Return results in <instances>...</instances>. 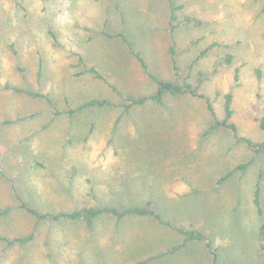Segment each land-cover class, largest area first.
I'll use <instances>...</instances> for the list:
<instances>
[{
    "label": "rangeland",
    "instance_id": "rangeland-1",
    "mask_svg": "<svg viewBox=\"0 0 264 264\" xmlns=\"http://www.w3.org/2000/svg\"><path fill=\"white\" fill-rule=\"evenodd\" d=\"M175 1L181 5L178 17L195 16L202 25L182 23L172 29L167 0H0V210L7 209L0 214V235L34 232L25 245L0 240V264H137L153 246L178 238L149 217L128 215L116 223L102 215L91 227L70 219L36 221L18 207L12 185L40 212L70 211L82 204L144 206L151 199L166 218L199 228L204 212L242 211V233L252 234L258 181L264 210V155L253 157L226 129L204 135L213 117L200 98L168 95L161 104L148 100L126 112L119 105L125 95H149L157 84L122 42L99 34L103 28L123 31L159 79L201 80L199 90L219 119L223 95L230 92L239 135L264 141L259 126L264 116V1ZM213 41L221 45L197 58ZM73 51L96 66L115 90L89 74L75 75L68 57ZM227 54L230 62L216 64ZM94 97L112 104L65 113ZM248 161L245 170L217 184ZM185 260L207 264L208 255L199 242L145 264Z\"/></svg>",
    "mask_w": 264,
    "mask_h": 264
},
{
    "label": "trees",
    "instance_id": "trees-1",
    "mask_svg": "<svg viewBox=\"0 0 264 264\" xmlns=\"http://www.w3.org/2000/svg\"><path fill=\"white\" fill-rule=\"evenodd\" d=\"M167 5H168V24L172 29L178 26V24H182V23L188 25L192 24L196 27H200L202 25V21L198 17L195 16L192 17L187 15L181 18L178 17V11L181 8V5L177 4L175 0H167ZM263 11H264V5H263ZM99 34L104 38L117 39L120 42H122L126 52L139 63L142 71L148 76V78L154 80L155 83L157 84V88L155 89V91L150 93L149 95H144L138 98H135L134 96L131 95H125L124 98L122 99V102L119 103V105L123 107L124 112H126L127 110H129L130 108L136 105L144 104L148 100H154L156 103L161 104L163 99L168 95L171 96L188 95L191 97L200 98L204 100L206 108L213 117V121L208 125L206 131L204 132V135H207L217 130L218 128H223L230 132L231 136L233 137L236 143L245 144V146L249 148L253 153V157L264 155V141H254L245 135H239L238 127L235 124V122L232 121L231 118L233 115V110L231 107L232 94L230 92H227L223 95L222 110L224 116L219 119L216 116V113L214 112V108L210 101V98L199 90L201 80H199L197 84H193L186 80H183L181 83H175L169 80L159 79L150 72L145 59L143 58V56H141V53L139 51L135 50L132 40L129 39V37L123 31L110 33L103 28L100 30ZM53 41L56 45H59V42L57 41V38H55V36L53 37ZM218 45H221V43L218 41L211 42L203 50L199 52L197 58L202 57L210 49H212L213 47H217ZM169 54L171 56L172 66L174 69H176V65H175L176 53L173 45L169 48ZM68 55L69 58H72V60L70 61V65L72 68L76 70L75 75L79 76V75L89 74L91 75V77L101 81L103 84L108 86L111 90H115V85L111 83L107 79V77L96 66L87 64V61L85 60L84 56L81 53L73 51ZM230 60H231V55L227 54L226 56L220 57L216 61V64L223 63V61H226V63H228L230 62ZM16 69L24 77V69L21 66H17ZM238 71H239L238 67H235L234 69L235 81L238 79ZM40 75H41V63H39L38 65L37 77H40ZM12 89L18 93L19 92L28 93L33 97L43 96L40 94V92L30 93L31 90L29 89H22V88H12ZM111 104L112 101H110L107 98L94 97L82 102L77 108L66 110L65 113L73 114L74 112L80 109H98V108H103L105 106H109ZM57 114H59V111H57ZM259 126L260 129L264 131V116L260 118ZM109 134L110 137L112 138L116 135L115 125L111 126L109 130ZM124 137H128V135L126 134ZM249 162L250 161L237 165L236 167H234V169L222 175L217 180V184L229 178L233 172L237 170L240 171L245 170L250 164ZM11 187H12V191H14V194L18 196L17 197V199L19 200L18 207L23 209V211H25L29 215L33 216V218L36 221L70 219V220L82 221L87 226L91 227L93 225V222L102 215H106V216L108 215L109 217H112L113 219H115L116 223H119L125 216L131 215L137 217H149L152 220H154L157 224L174 230L176 234L179 236L178 243L170 245L163 249L156 250L155 252L147 256L145 259L137 262V264H145L146 262L156 258H163L166 256L174 255L175 253L182 251L187 246V244L191 242L203 243L205 250L212 257L213 264H218L217 249L213 245L212 236L210 234L203 232L199 227L194 226L192 223H190L188 226H184L181 225L180 223L173 221L172 219L166 218L164 215H162L160 212H158L153 208V201L151 199L148 200L144 206H137V205L99 206L96 204H90V205L82 204L81 206L76 207V209L70 211L40 212L38 209L30 206L25 200H22V198H20V195L17 193V189L14 185H12ZM253 204L258 214L262 215L261 188L259 181L256 183V187L253 192ZM6 212L7 209L2 211L0 210V214L2 215L5 214ZM33 236H34V232H31L26 236L18 235L13 237H2L0 235V240H4L9 244L17 243L20 245H25L26 243H28L33 239ZM259 239L261 242V249L264 255V223L260 225Z\"/></svg>",
    "mask_w": 264,
    "mask_h": 264
},
{
    "label": "crops",
    "instance_id": "crops-1",
    "mask_svg": "<svg viewBox=\"0 0 264 264\" xmlns=\"http://www.w3.org/2000/svg\"><path fill=\"white\" fill-rule=\"evenodd\" d=\"M75 114V113H73ZM72 114V115H73ZM242 211H207L201 220L200 229L212 236L213 245L217 249V262L218 264H264V255L261 249V242L259 239L260 225L264 223L263 216L264 210L262 209V215H259L252 202V234L242 233V225L240 215ZM173 242L166 246L155 245L147 251V255L158 249H163L170 245L176 244ZM252 241V247L250 248L249 242ZM192 242L180 252H183L188 248ZM203 245V243H201ZM243 248V249H242ZM203 251L208 255L207 264H213L211 255L205 250L203 245ZM160 258H156L150 261L156 262ZM187 260L184 261V263ZM183 264V263H182ZM187 264V263H185Z\"/></svg>",
    "mask_w": 264,
    "mask_h": 264
}]
</instances>
